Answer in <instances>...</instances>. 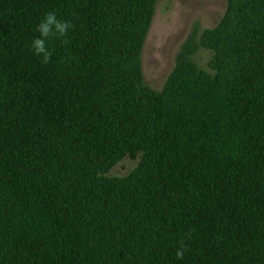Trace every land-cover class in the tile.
<instances>
[{"label": "trees", "instance_id": "obj_1", "mask_svg": "<svg viewBox=\"0 0 264 264\" xmlns=\"http://www.w3.org/2000/svg\"><path fill=\"white\" fill-rule=\"evenodd\" d=\"M155 1L0 0V264H264V0H227L212 73L161 92L138 69ZM53 10L74 27L44 64Z\"/></svg>", "mask_w": 264, "mask_h": 264}, {"label": "rangeland", "instance_id": "obj_2", "mask_svg": "<svg viewBox=\"0 0 264 264\" xmlns=\"http://www.w3.org/2000/svg\"><path fill=\"white\" fill-rule=\"evenodd\" d=\"M226 8L227 0H156L139 55L141 84L151 91L161 92L182 62L211 72L212 51L201 41L204 32L214 28L224 17ZM138 161V157L126 156L113 165L107 175L124 176Z\"/></svg>", "mask_w": 264, "mask_h": 264}, {"label": "clouds", "instance_id": "obj_3", "mask_svg": "<svg viewBox=\"0 0 264 264\" xmlns=\"http://www.w3.org/2000/svg\"><path fill=\"white\" fill-rule=\"evenodd\" d=\"M74 25L60 18L56 11L45 12L39 22L35 25L34 31L37 33L30 42V50L39 57L44 64L52 59V51L49 48L51 40H62L67 43V36ZM188 251L187 246L181 242L175 251L178 260H182Z\"/></svg>", "mask_w": 264, "mask_h": 264}]
</instances>
